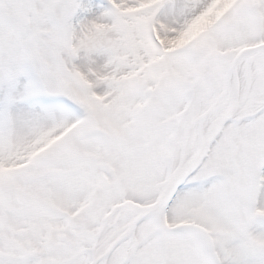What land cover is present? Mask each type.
<instances>
[{
  "label": "snow or ice",
  "instance_id": "6c2138e0",
  "mask_svg": "<svg viewBox=\"0 0 264 264\" xmlns=\"http://www.w3.org/2000/svg\"><path fill=\"white\" fill-rule=\"evenodd\" d=\"M0 264H264V0H0Z\"/></svg>",
  "mask_w": 264,
  "mask_h": 264
}]
</instances>
